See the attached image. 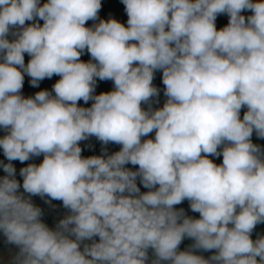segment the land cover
Instances as JSON below:
<instances>
[{
  "label": "clouds",
  "instance_id": "1",
  "mask_svg": "<svg viewBox=\"0 0 264 264\" xmlns=\"http://www.w3.org/2000/svg\"><path fill=\"white\" fill-rule=\"evenodd\" d=\"M121 2L127 26L100 19L101 0H0L8 264H264V236L251 235L264 223V146L252 141L264 139V0ZM157 70L166 100L154 108ZM25 74L32 87L60 79L25 97ZM97 79L114 89L95 94ZM90 137L101 154L85 157ZM41 155L19 170L21 185L11 161ZM33 196L62 201L54 227ZM185 200L199 218L174 207Z\"/></svg>",
  "mask_w": 264,
  "mask_h": 264
},
{
  "label": "trees",
  "instance_id": "2",
  "mask_svg": "<svg viewBox=\"0 0 264 264\" xmlns=\"http://www.w3.org/2000/svg\"><path fill=\"white\" fill-rule=\"evenodd\" d=\"M45 2H47V0H41V4H43ZM99 18L103 19L100 16H99ZM127 19H128V16H124L123 20L121 22L125 26H127ZM228 19L229 18L226 14L218 15L217 19H216L217 29L219 30V29L223 28L224 26H226L228 23ZM103 20H106V19H103ZM96 22L98 23V21H96ZM30 23H31V21H26V24H30ZM93 23L94 22L91 21V23L88 27H91ZM40 24L42 25L43 21H40ZM29 59H30V57L28 56L27 53H25V62H28ZM80 60L83 61L82 58H80ZM59 79H60V77L58 75L54 74L51 78H45L44 80L49 86L53 87V85ZM102 92H109V90L107 89L106 85L102 81L97 80L95 94H100ZM77 103H78V106L90 107L92 101H89L87 104H85V102L83 100H80ZM142 107H145V105L142 104ZM4 135H5L4 129L0 128V138H2ZM154 137H155V132L153 131L147 137H142V140L143 139H149V138L154 139ZM261 142H262V146H264V139H261ZM91 146L92 147H81L82 148V156L87 157V156L100 155L101 154V151H100L101 150V142L94 143ZM106 147H107L109 153H113V152L119 151L121 146L110 142ZM42 160H43V155H41L39 157H32L30 160L25 161L23 163H21L20 161H18L16 164L12 163L16 169V179L21 183V185L23 182V178L20 176L19 170L22 167H26L30 163H35L38 165V164L42 163ZM222 160H223L222 155L219 157H214V163H216L217 165L222 164ZM6 163H9V161L4 156L3 149L0 148V177H3L5 175V173L3 172V164H6ZM126 167L135 170L136 168H138V165L133 166L131 164H128V165H126ZM137 183H138V186H140L141 192L148 191V189L144 188L142 185L139 184V180H137ZM20 191L23 192L22 187H21ZM31 199L33 200V202L36 205H38L39 207H41L43 209L44 217L49 214V209L51 208V206L46 204L41 197L33 196V197H31ZM52 204L55 205L56 206L55 208H57L60 212H62V214H64L66 212V210L62 207V201L53 200ZM174 207L183 208V209H185V212L187 215L195 217V218H199V213L192 212L190 210L189 201H187V200L183 201L181 204L176 205ZM262 224H264V223H259L256 225L255 229L253 230V232L251 234L253 239H256L258 236H264V234L262 233V230H261ZM96 239H98V237H96ZM193 242L194 241L191 238H187V237L184 238V240L179 245V250H187ZM0 245L5 246V247L10 246L6 243V240H5L4 236L2 235V233H0ZM214 251L215 250L203 252V251L198 250V254L203 255L205 258H207Z\"/></svg>",
  "mask_w": 264,
  "mask_h": 264
},
{
  "label": "crops",
  "instance_id": "3",
  "mask_svg": "<svg viewBox=\"0 0 264 264\" xmlns=\"http://www.w3.org/2000/svg\"><path fill=\"white\" fill-rule=\"evenodd\" d=\"M101 5L102 6H101V9H100L98 15L101 18H103V19L108 20L109 18H114V19H116L117 21H119L121 23L122 20H123V17L127 16V13L125 11V6L121 2V0H101ZM243 14L245 16H247V15H250L251 13L249 11H245ZM90 23H91V20L87 21L85 26L88 27L90 25ZM80 58H82L84 62H88L91 59L90 54H88L86 50L80 56ZM25 64H27V62H25ZM30 79L31 78L28 77L27 74H25V76H24V85H23V88L21 90L22 94L25 97L34 96V94L36 92L41 91V90H43V89H45L46 87L49 86L45 82V80H42L40 82V84H39V87H32L30 85ZM97 80H99V79H97ZM102 82L106 85V87H107V89L109 91H112L114 89L113 81L105 80V81H102ZM153 85L156 86L160 90L159 97H158L159 103L158 104H153V107L154 108H159V107L163 106V104H164V102L166 100V97L164 96V88H165V86H164V84L162 82V71L161 70H157V71L154 72ZM145 107H147V106L145 105ZM246 110H247L246 107L241 109V118L243 117V113ZM252 141H253V143L262 145L261 139L257 138V136L255 135V132L253 133ZM97 142H100V141H98L95 137H90L89 139H87L85 141H81L79 143H80L81 147H88V145H92V144L97 143ZM209 158L212 159L213 162H214V157L210 156ZM17 162H18V160L11 161V163H13V164H16ZM50 209H49V214L47 216H45V218L43 219L44 221L48 222V225H49V222L51 221V211H50ZM49 227H51V226H49ZM261 230H262V233L264 234V224L261 225ZM0 249L1 250L5 249V251L11 252L12 254L15 251V249L11 245L10 246H6V247L0 245Z\"/></svg>",
  "mask_w": 264,
  "mask_h": 264
},
{
  "label": "rangeland",
  "instance_id": "4",
  "mask_svg": "<svg viewBox=\"0 0 264 264\" xmlns=\"http://www.w3.org/2000/svg\"><path fill=\"white\" fill-rule=\"evenodd\" d=\"M51 221L49 222V226L54 227L55 223L62 217V212H60L57 208H51ZM45 217L43 216L42 219ZM46 222V221H45ZM48 224V222H46ZM13 254L11 252H7L0 249V264H8V261L10 260L11 256Z\"/></svg>",
  "mask_w": 264,
  "mask_h": 264
},
{
  "label": "built area",
  "instance_id": "5",
  "mask_svg": "<svg viewBox=\"0 0 264 264\" xmlns=\"http://www.w3.org/2000/svg\"><path fill=\"white\" fill-rule=\"evenodd\" d=\"M45 89L51 91V90H52V87H51V86H48V87H46ZM45 89H43V90H45Z\"/></svg>",
  "mask_w": 264,
  "mask_h": 264
},
{
  "label": "water",
  "instance_id": "6",
  "mask_svg": "<svg viewBox=\"0 0 264 264\" xmlns=\"http://www.w3.org/2000/svg\"><path fill=\"white\" fill-rule=\"evenodd\" d=\"M150 251V253H151V250H149Z\"/></svg>",
  "mask_w": 264,
  "mask_h": 264
}]
</instances>
